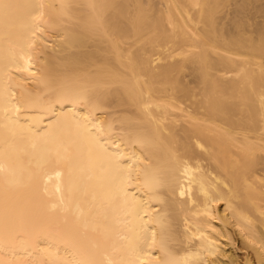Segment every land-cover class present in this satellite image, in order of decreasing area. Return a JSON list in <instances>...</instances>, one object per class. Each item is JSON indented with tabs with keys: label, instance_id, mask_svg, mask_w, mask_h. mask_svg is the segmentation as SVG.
<instances>
[{
	"label": "bare ground",
	"instance_id": "bare-ground-1",
	"mask_svg": "<svg viewBox=\"0 0 264 264\" xmlns=\"http://www.w3.org/2000/svg\"><path fill=\"white\" fill-rule=\"evenodd\" d=\"M93 2L111 5L102 10L106 27L116 32L126 25L132 39L114 47L90 35L96 13L87 5ZM158 2L45 0L54 7L32 57L35 76L16 71L24 53L34 51L26 48L29 34L22 27L28 10L0 16V208L7 204L11 217L8 229L0 228V264H141V258L148 264H264V170L257 169L264 161V0ZM140 14L146 16L142 27ZM145 33L164 42L163 52L149 41L134 43ZM189 48L195 49L191 55H177ZM149 54L164 58L154 66L155 78ZM71 74L95 85L101 109L88 119L129 128L146 142L122 146V168L114 171L79 141L87 194L50 224L51 232L35 236L29 218L46 209L35 201L27 176L45 148L55 146L35 133L49 126L44 106L51 86ZM54 107L67 112L71 106ZM86 115L77 106V118ZM74 134L70 118L52 129L57 138ZM114 138L129 139L123 133ZM173 152L197 170L205 190L181 173L154 199L145 180L151 169L166 167ZM57 180L53 174L51 183ZM161 216L171 237L167 254L160 251L159 231L157 246L142 250L141 228L157 229Z\"/></svg>",
	"mask_w": 264,
	"mask_h": 264
},
{
	"label": "snow or ice",
	"instance_id": "snow-or-ice-1",
	"mask_svg": "<svg viewBox=\"0 0 264 264\" xmlns=\"http://www.w3.org/2000/svg\"><path fill=\"white\" fill-rule=\"evenodd\" d=\"M53 7L54 5L45 3V0H33L32 3L25 5L10 3L8 0H0V16H8L14 10L21 8L28 10V22L23 24L22 27L29 34L26 48L34 51L24 53L26 56L25 63L24 65H18L16 71H28L30 75H36L34 71H31L32 57L39 54V45L43 43V33L49 25L48 10ZM60 7L64 8L66 5H60ZM87 7L96 13L94 22L88 27L90 35L102 36L114 47H119L121 43H127L129 39H132L126 34V25H119L116 32L106 27L102 10L112 7L111 5L93 2L89 3ZM194 7L199 8L200 5L196 4ZM137 20L142 27L146 20L145 14H140ZM193 37L198 39L195 34H193ZM145 41H149L153 48H159L163 52L164 42L159 39L150 40L147 33L142 38L134 40V43L143 45ZM194 50L193 48L182 50L177 55L188 56ZM162 63H164V58L161 55H148L147 64L152 70L153 78L159 72V69L154 66ZM142 78L146 84L148 76L145 75ZM137 83H139V78ZM145 84L140 85L139 91L141 94L144 92ZM94 87L95 85L85 77L75 74L67 75L62 81L51 86L52 97L48 104L44 106L45 112L51 113L49 126L46 129L38 130L35 135L37 138H43L45 144L52 143L55 146L45 148L38 157L35 167L29 171L27 176L35 201L38 204H43L46 209L45 212L29 218V226L35 236L51 232L50 224L59 217H66L73 210V203L87 194L83 184V168L78 159L79 141L87 142L90 152L114 171L122 168L123 148L128 147L129 144H144L146 142L144 137L132 135L129 128L121 127L116 129L113 123L98 122L95 118L88 119L93 112L101 109L99 97L93 94ZM260 102L262 109H264V96L261 97ZM57 104H68L71 107L69 111L65 112L63 108L57 110L54 107ZM77 106L87 110V115L84 118H77ZM150 106L147 102L145 103L146 108ZM19 110V107L15 108V111L18 112ZM69 118L75 128L74 137L68 139L54 137L52 129L59 127ZM119 133L129 137L127 143L123 138H114ZM0 171H2V168H0ZM196 171L195 168L189 166L186 159L173 152L170 153L169 163L166 167H156L149 171L145 184L152 193V197L158 200L160 196L159 190L170 185L177 175L182 173L183 176L188 178L189 183H199L201 191H204V185L200 183L199 178L195 175ZM53 174L58 178L55 184L51 183ZM179 195L184 196L185 192L180 191ZM76 211H80L78 206ZM156 222L158 228L151 232L143 227L141 228L142 235L139 240L143 246L142 250L157 246L156 237L157 231H159L160 251L167 254V241L171 238L167 233V225L162 216L157 217ZM10 223V208L5 204L0 208V228L7 230ZM45 264H48V262L46 261ZM52 264H85V262L75 259L67 261L54 260ZM141 264H148V262L141 258ZM164 264H178V262L166 259ZM211 264H216V262L212 261Z\"/></svg>",
	"mask_w": 264,
	"mask_h": 264
},
{
	"label": "rangeland",
	"instance_id": "rangeland-1",
	"mask_svg": "<svg viewBox=\"0 0 264 264\" xmlns=\"http://www.w3.org/2000/svg\"><path fill=\"white\" fill-rule=\"evenodd\" d=\"M155 1V3H157L159 0H154ZM157 4H159V2L157 3ZM260 20V19H259ZM186 74H188V73H186ZM192 81L193 80V77H187V79H186V81ZM124 107H121V109L120 108H118L119 110H122ZM261 154V156H263L264 157V153H260ZM264 159V158H263ZM264 168V161H261V165L259 166V167H257V169L258 170H264L263 169ZM222 209H223V207L221 208V211H222ZM241 245L237 242V245H236V254L240 257V258H242L243 256L242 255H244V252L241 250L242 248L240 247ZM239 248V249H238ZM239 250V251H238Z\"/></svg>",
	"mask_w": 264,
	"mask_h": 264
}]
</instances>
